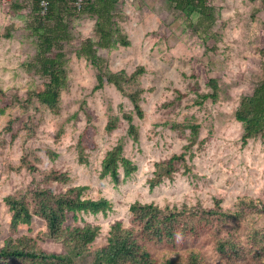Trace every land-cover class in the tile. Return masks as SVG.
<instances>
[{"label":"rangeland","instance_id":"374dc122","mask_svg":"<svg viewBox=\"0 0 264 264\" xmlns=\"http://www.w3.org/2000/svg\"><path fill=\"white\" fill-rule=\"evenodd\" d=\"M211 4L215 22L206 32L204 19L198 26L199 19L193 17L191 27L166 0L117 1L113 20L129 46L99 49L97 55L112 72L144 70L137 81L143 90V118L134 115L139 132L134 142L121 117L123 111L132 112L130 101L106 82L95 89L97 70L76 55L85 39L97 40L94 19L79 15L71 20V39L62 45L67 87L60 94L59 113L54 114L35 98L29 99L45 82L34 68L32 0H0V106L4 108L0 115V247L10 237L26 236L39 249L60 253L61 244L45 236V223L38 217L11 231V213L3 199L37 184L55 193L84 186V198L106 199L111 210L68 214L64 225L99 228L88 253L76 264L90 263L93 252L106 244L114 223L133 226L129 208L135 202L161 208L182 204L218 207L236 216L219 225L197 222L195 232L173 243L145 240L158 262L170 258L188 264L186 257L194 252L200 255L201 264H264V136L242 144V125L234 118L240 97L251 94L261 78L264 7L258 0H214ZM211 78L217 81L218 98L198 104L199 95L210 92L206 82ZM112 116L119 121L108 132L105 126ZM175 124L182 127L174 128ZM192 124L199 126L198 135L185 162H178L170 178L150 188L155 164L182 153L190 144L188 126ZM81 138L87 163L78 161L76 145ZM117 143L136 171L124 178L120 169L114 182L100 172L102 159ZM22 159L37 170L20 167ZM51 171L67 174L68 181L42 182ZM228 237L238 245L239 257L217 251V241Z\"/></svg>","mask_w":264,"mask_h":264},{"label":"trees","instance_id":"16d2710c","mask_svg":"<svg viewBox=\"0 0 264 264\" xmlns=\"http://www.w3.org/2000/svg\"><path fill=\"white\" fill-rule=\"evenodd\" d=\"M118 0H84L80 8L75 6V0H32L34 22L30 26L35 36V55L33 58L35 72L45 79V82L30 94L29 99L46 106L52 113L58 114L60 110V94L67 87L66 55L62 51L63 43L70 41V25L73 17L87 15L94 19V33L96 41L89 38L79 44L76 50L78 57H84L97 70L95 89L103 87V83L113 85L124 94L132 105V112H122V119L127 122V134L134 142L138 141L139 132L133 123L136 118H143L140 105L143 90L137 85L138 77L143 74V68H137L133 73L125 71L112 72L103 67V59L97 51L116 49L118 46L128 47L129 41L124 36L116 22L113 20ZM175 11L186 18L192 27V18L199 20L196 25H202L201 20L207 23L204 31L211 30L215 22L214 0H166ZM264 7V0H258ZM46 3L45 13L42 14L41 3ZM5 37H8L6 35ZM261 78L254 86L252 93L242 95L234 118L242 125V144L250 139L264 136V48L259 51ZM206 86L210 92L199 95L197 103L210 99L215 102L218 98V84L215 79H208ZM3 91L0 89V95ZM4 108L0 106V115ZM118 116H112L106 123L105 129L110 132L116 129ZM174 128L182 127L179 124ZM191 133L190 144L184 151L172 155L168 160L155 164L153 178L149 179V186H157L163 178H170L177 170L178 162H185L187 150L195 142L198 135V125L188 126ZM88 146L91 148L92 143ZM78 161L87 163L83 155L82 138L76 145ZM51 156L55 153L49 152ZM31 172L37 169L22 159L20 167L26 166ZM124 178L136 171V166L123 156L121 143L114 145L101 162L100 176H109L117 182L119 170ZM68 181L67 174L51 171L44 174L42 182ZM84 186H73L64 192L55 193L50 188L35 185L33 189L25 192L7 195L3 201L11 213L9 228L15 231L20 225H29L33 217L42 219L45 223V236L61 244L60 253L45 252L36 246L31 237L8 238L0 247V264H76L88 253L89 245L99 233L97 226L85 224L84 226L64 225L68 214L80 212L96 215L111 210V203L103 198L93 200L83 197ZM264 207V206H263ZM264 209V208H263ZM133 226L123 227L120 222L114 223L109 231L106 244L96 249L89 264H177L173 259L166 258L157 261L149 252L144 241L154 243H173L177 237H185L196 231V223L213 224L224 223L236 219L235 214L223 212L220 208H202L201 206H165L163 208L154 203L142 204L135 202L130 205ZM218 227V226H216ZM216 249L227 257H239L238 245L230 239L218 240ZM188 264H201L202 259L198 253L189 252L186 257Z\"/></svg>","mask_w":264,"mask_h":264},{"label":"built area","instance_id":"2783aa9c","mask_svg":"<svg viewBox=\"0 0 264 264\" xmlns=\"http://www.w3.org/2000/svg\"><path fill=\"white\" fill-rule=\"evenodd\" d=\"M83 1H84V0H75V6H76L77 8H80L81 5H82V2H83ZM41 6H42V11H41V13L44 14V13H45V10H46V3H45V2H42V3H41Z\"/></svg>","mask_w":264,"mask_h":264}]
</instances>
